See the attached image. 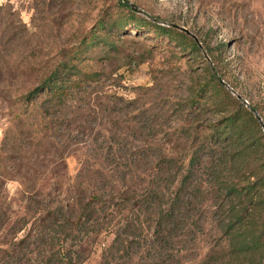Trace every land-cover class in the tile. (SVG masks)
Masks as SVG:
<instances>
[{
  "label": "rangeland",
  "instance_id": "obj_1",
  "mask_svg": "<svg viewBox=\"0 0 264 264\" xmlns=\"http://www.w3.org/2000/svg\"><path fill=\"white\" fill-rule=\"evenodd\" d=\"M127 2L0 0V264H264V0Z\"/></svg>",
  "mask_w": 264,
  "mask_h": 264
},
{
  "label": "trees",
  "instance_id": "obj_2",
  "mask_svg": "<svg viewBox=\"0 0 264 264\" xmlns=\"http://www.w3.org/2000/svg\"><path fill=\"white\" fill-rule=\"evenodd\" d=\"M122 4L124 6H126L127 8H129L131 11V9H132L131 5L127 2V0H122ZM132 13H134V12H132ZM133 22H134L135 26L146 24V22L144 21L143 18L137 17L136 15H134V21ZM155 27L161 32L167 33L170 31V29H167L168 27H165V26L155 25ZM181 36L185 37L184 34H182ZM192 44H193L192 46L196 47L195 42H192ZM39 90H40V87L34 88L32 91H30L27 94V97L29 99L35 97L36 93H38ZM51 91H52L53 97L60 96V95L64 94L62 87L57 86L55 84L53 85ZM233 122L234 121L229 122V123L231 125H234ZM238 130H240V129H238ZM238 132L240 133V131H238ZM178 196H179V193L176 194L175 197L170 199V205L168 207V210L164 211V213L160 217V220L158 221L159 225H163L166 221V218L172 217L173 211L175 210V208L178 207V204H179L178 200H177ZM100 208L101 207L96 208L94 205L92 206L89 202H85V203H83V205L81 204L78 207L79 215L77 217V221L72 222V224L80 226V225H86L88 223H91L94 226H97L98 225V221H97L98 211ZM168 215H170V216H168ZM68 217H69V215H68ZM235 222H240L239 224H241L242 223V217L237 216L235 219ZM236 230H238V229H236ZM241 233L243 235H241L240 239L238 241H236V243H234V245L237 246L236 250L238 251L239 254L245 253L249 250H256L258 248H264V228L261 229L260 231H258L257 233H255V230H252V229L242 230ZM261 236H263L262 241H260ZM120 244H121L120 236L115 235L111 244L107 247L106 252L103 254V264H112L113 263V259L116 258V257H113V255H114L113 252L115 250L118 251L120 249L118 247ZM69 256H70L69 252L62 253V259H66Z\"/></svg>",
  "mask_w": 264,
  "mask_h": 264
},
{
  "label": "water",
  "instance_id": "obj_3",
  "mask_svg": "<svg viewBox=\"0 0 264 264\" xmlns=\"http://www.w3.org/2000/svg\"><path fill=\"white\" fill-rule=\"evenodd\" d=\"M179 29L184 31V32H186V33H188V34H190L189 31L186 28H184V27H179Z\"/></svg>",
  "mask_w": 264,
  "mask_h": 264
}]
</instances>
